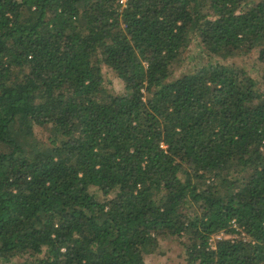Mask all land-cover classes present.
<instances>
[{
    "label": "trees",
    "instance_id": "trees-1",
    "mask_svg": "<svg viewBox=\"0 0 264 264\" xmlns=\"http://www.w3.org/2000/svg\"><path fill=\"white\" fill-rule=\"evenodd\" d=\"M120 8L0 0V264H264V0Z\"/></svg>",
    "mask_w": 264,
    "mask_h": 264
},
{
    "label": "rangeland",
    "instance_id": "rangeland-1",
    "mask_svg": "<svg viewBox=\"0 0 264 264\" xmlns=\"http://www.w3.org/2000/svg\"><path fill=\"white\" fill-rule=\"evenodd\" d=\"M203 48V45L199 42V39L194 38L192 44L187 52V63L185 68L191 69L194 66V62H190L192 60V56L196 53H200ZM203 62L206 59H199ZM232 62L235 64L246 68L247 70L251 71L252 75L255 78H258L260 72V63H258V53L253 52L249 55L243 57H237L232 59ZM106 72L107 78V91L110 94H117L121 95L127 92L125 88V82L122 78H120L115 72L107 70L106 67L104 68ZM109 80V81H108ZM229 235L224 234L221 232L219 234L214 235L211 238L212 243H215L216 240L228 237ZM146 263L147 264H186L185 257L183 254V249L181 245L176 241H162L161 246L158 252L148 254L146 256Z\"/></svg>",
    "mask_w": 264,
    "mask_h": 264
},
{
    "label": "built area",
    "instance_id": "built-area-1",
    "mask_svg": "<svg viewBox=\"0 0 264 264\" xmlns=\"http://www.w3.org/2000/svg\"><path fill=\"white\" fill-rule=\"evenodd\" d=\"M119 2L121 4V8L120 9H123L127 5L128 0H119ZM220 239H222V238H220Z\"/></svg>",
    "mask_w": 264,
    "mask_h": 264
}]
</instances>
